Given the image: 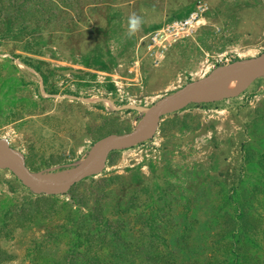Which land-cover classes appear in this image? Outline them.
<instances>
[{"label": "rangeland", "instance_id": "374dc122", "mask_svg": "<svg viewBox=\"0 0 264 264\" xmlns=\"http://www.w3.org/2000/svg\"><path fill=\"white\" fill-rule=\"evenodd\" d=\"M199 4L189 35L150 40ZM262 54L264 0H0V153L54 186ZM32 184L0 163V264H264V61L66 190Z\"/></svg>", "mask_w": 264, "mask_h": 264}, {"label": "water", "instance_id": "95a60500", "mask_svg": "<svg viewBox=\"0 0 264 264\" xmlns=\"http://www.w3.org/2000/svg\"><path fill=\"white\" fill-rule=\"evenodd\" d=\"M260 61H264V54L259 55L255 58H252L250 60L238 62L237 64L228 66L222 70H219L218 72H216L213 76H211L209 78L199 79V80H196L194 82H190L189 84H187V85L183 86L181 89H179L177 92H175L171 95L165 96L164 98H162L160 100L159 104L157 105L156 110H155L154 120L148 127L144 128L142 130H139L137 132L111 136L109 138L108 142H106V145L103 147L101 153L98 155V157L89 166H87L86 168H83L79 172L75 173L66 181L58 183L54 186H48V184L46 182L41 180L39 177L35 176L32 172H30L27 169V167L25 166L23 155L21 153L15 151V150H13V149H8V150L0 153V163L20 171L23 174V176H25L28 179H31L32 183H33L32 185L37 190H40V191L45 192V193H53V192H57V191L66 190L73 183H75L78 179L82 178L83 176H85L89 173L96 171L103 164V162L106 158V155L114 147V145L117 142H119L121 140H126V139H138V138L144 137L148 131H155V129L158 125L160 114L162 113L163 109H165L168 102L179 98L183 94L190 93L192 90V87H198V86L211 84V83L215 82L216 80L220 79L225 72H232V71L238 70L240 68L252 66V65H254ZM9 154H16L17 155V158H18L17 163H10V162L6 161L7 159L5 160V157Z\"/></svg>", "mask_w": 264, "mask_h": 264}, {"label": "built area", "instance_id": "2783aa9c", "mask_svg": "<svg viewBox=\"0 0 264 264\" xmlns=\"http://www.w3.org/2000/svg\"><path fill=\"white\" fill-rule=\"evenodd\" d=\"M202 5L199 4L200 9L192 12L189 16L174 19L156 29L150 34V40L156 43H165L167 41L170 44L189 35L198 21L197 16L203 11L201 9Z\"/></svg>", "mask_w": 264, "mask_h": 264}, {"label": "clouds", "instance_id": "9594fccd", "mask_svg": "<svg viewBox=\"0 0 264 264\" xmlns=\"http://www.w3.org/2000/svg\"><path fill=\"white\" fill-rule=\"evenodd\" d=\"M133 23H134L135 26H138L139 25V20L138 19L137 20H134Z\"/></svg>", "mask_w": 264, "mask_h": 264}, {"label": "bare ground", "instance_id": "6f19581e", "mask_svg": "<svg viewBox=\"0 0 264 264\" xmlns=\"http://www.w3.org/2000/svg\"><path fill=\"white\" fill-rule=\"evenodd\" d=\"M10 160V159H9Z\"/></svg>", "mask_w": 264, "mask_h": 264}]
</instances>
